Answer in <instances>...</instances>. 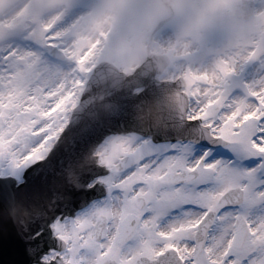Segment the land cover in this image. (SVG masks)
Here are the masks:
<instances>
[{"label":"snow or ice","instance_id":"1","mask_svg":"<svg viewBox=\"0 0 264 264\" xmlns=\"http://www.w3.org/2000/svg\"><path fill=\"white\" fill-rule=\"evenodd\" d=\"M99 43L45 29L0 54V218L25 236L27 264H264V58L185 71L179 115L144 130L139 90L112 97L111 115H81ZM85 145L102 200L70 217L22 194L29 169L54 172L62 148Z\"/></svg>","mask_w":264,"mask_h":264},{"label":"rangeland","instance_id":"2","mask_svg":"<svg viewBox=\"0 0 264 264\" xmlns=\"http://www.w3.org/2000/svg\"><path fill=\"white\" fill-rule=\"evenodd\" d=\"M205 1L177 2L174 19L155 36L152 53L171 59L162 80H175L189 69L221 75L224 63L239 68L248 60L241 37L248 28L256 40L259 19L248 27L230 11L209 13ZM162 14L144 8L142 0H9L0 5V54L24 52L50 29L83 47L99 41L94 66L106 61L130 74L144 60L148 36Z\"/></svg>","mask_w":264,"mask_h":264},{"label":"water","instance_id":"3","mask_svg":"<svg viewBox=\"0 0 264 264\" xmlns=\"http://www.w3.org/2000/svg\"><path fill=\"white\" fill-rule=\"evenodd\" d=\"M174 0H144L147 7L154 8L162 6L170 9ZM238 18L247 19L252 12V4L249 1L241 0L234 8ZM158 29H155L154 34ZM150 42L146 48V60L133 72L126 76L119 73L112 65L107 63L99 64L93 71L85 93L86 104L83 106L81 114L89 122L95 121L98 116H108L115 111V104L112 97L127 95L135 89L142 88L141 94L147 92L135 108V119L148 130L151 127L163 128L165 123L175 116H178L184 101V96L180 93L182 80L176 83L159 82L155 79L169 65V60L165 55L157 56L149 54ZM264 48V31L255 52L259 53ZM76 119V117H74ZM76 156L69 157L68 153L61 149L63 165L57 164L55 171H44L39 175H32L29 169L24 174L26 184L22 188V194L28 196L37 205L46 208H55L66 212L69 216L84 207L91 200L103 196L101 193H91L87 189L89 184L97 175L95 166L91 167L80 178V187L73 188L64 180L65 169L79 162L87 153V146L77 150ZM87 155L94 159L91 151ZM27 213L16 207L10 213L12 219L18 216L23 220ZM25 236L20 232L19 227L12 220L0 218V264H27L23 256Z\"/></svg>","mask_w":264,"mask_h":264},{"label":"flooded vegetation","instance_id":"4","mask_svg":"<svg viewBox=\"0 0 264 264\" xmlns=\"http://www.w3.org/2000/svg\"><path fill=\"white\" fill-rule=\"evenodd\" d=\"M255 3V13L248 22H250L249 27L252 25V21L256 18L259 19V22H264V0H252ZM232 2V3H231ZM205 7V10L210 12H219V11H226L227 13L232 12L233 6L235 4V0H206L202 3ZM231 14V13H230ZM258 14V15H257ZM258 16V17H257ZM247 22V23H248ZM156 24V23H155ZM251 29H245L243 33V38L241 37V40L243 42V47L241 48L242 51L245 53L248 51L249 54L252 53L253 46L252 44L255 42V37L257 34H254L250 31Z\"/></svg>","mask_w":264,"mask_h":264},{"label":"clouds","instance_id":"5","mask_svg":"<svg viewBox=\"0 0 264 264\" xmlns=\"http://www.w3.org/2000/svg\"><path fill=\"white\" fill-rule=\"evenodd\" d=\"M162 128L157 127L155 130H161ZM95 166V160L90 158L87 153L83 158L76 164L65 169L64 180L73 188L80 187V178L84 175L91 167ZM36 211H40V208H36ZM26 218L29 219L28 215Z\"/></svg>","mask_w":264,"mask_h":264}]
</instances>
